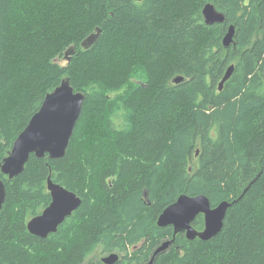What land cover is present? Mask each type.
<instances>
[{"label": "trees", "instance_id": "trees-1", "mask_svg": "<svg viewBox=\"0 0 264 264\" xmlns=\"http://www.w3.org/2000/svg\"><path fill=\"white\" fill-rule=\"evenodd\" d=\"M206 3L223 23H204ZM64 78L85 96L64 156L0 174V264H145L171 239L153 264H264V0H0V161ZM48 179L81 203L42 238L27 222ZM182 193L231 203L216 236L158 226Z\"/></svg>", "mask_w": 264, "mask_h": 264}, {"label": "water", "instance_id": "water-1", "mask_svg": "<svg viewBox=\"0 0 264 264\" xmlns=\"http://www.w3.org/2000/svg\"><path fill=\"white\" fill-rule=\"evenodd\" d=\"M141 1V0H138ZM204 23L213 25L215 23H223L225 17L222 12L218 11L212 3H206L202 9ZM100 34V28L88 35L82 42L81 46L89 48L93 45ZM235 34L233 25L228 27V30L223 37V44L228 47L232 42ZM75 51L74 46H70L65 52L64 57L68 61L70 56ZM234 66L231 64L227 67L218 84V89L221 90L225 81L229 79L233 72ZM185 78L176 76L173 78L174 83H180ZM56 97L59 101L54 105L50 98ZM82 92L74 91L70 85L68 78H64L51 92L47 93L41 103L39 109L31 116L25 128L18 134L13 142L9 153L0 161V174L6 175L9 179L19 175L24 170L25 163L29 156L33 154L38 158L48 156L50 159H57L64 156L69 140L72 136L74 126L80 115L82 104L84 101ZM55 123L58 132L55 136H48L41 133L50 124ZM23 137V139H21ZM25 146V150H22ZM15 157V163L9 165L8 160ZM47 188L51 196L50 203L37 215L30 218L27 222V228L31 234L45 238L48 234L55 232L59 224L66 217L70 216L80 205L81 199L72 191L67 190L61 185L52 182L48 179ZM54 192H66L70 194V199L65 204V210L57 217L37 223L38 217L51 206L55 197ZM5 184L0 178V209L5 200ZM190 202L183 205L186 211H177L174 205L181 201ZM231 203L227 200L221 201L215 206H211L209 199L203 194L188 195L182 193L177 199L166 206L157 218V224L160 227L172 226L174 235L184 232L188 239L198 237L201 240H208L216 236L222 226L227 209ZM202 214L204 218V227L202 230H197L192 226L195 218ZM173 239L164 240L153 252V255L145 264H153L155 256L167 250L172 244ZM119 260L117 253H111L101 258L104 264H114Z\"/></svg>", "mask_w": 264, "mask_h": 264}, {"label": "snow or ice", "instance_id": "snow-or-ice-1", "mask_svg": "<svg viewBox=\"0 0 264 264\" xmlns=\"http://www.w3.org/2000/svg\"><path fill=\"white\" fill-rule=\"evenodd\" d=\"M50 99L52 100V103L54 105L59 103L58 99L55 96ZM57 132L58 129L55 123H52L45 129L41 130L42 134L48 136H55L57 135ZM21 139H23V137ZM22 150H25V146H22ZM15 162H16L15 157L8 160L9 165ZM53 195L55 197L54 201L52 202L51 206L48 207L46 210H44L43 213L38 217L37 223L59 216L65 210L64 206L67 203V201L71 198L70 194L66 192H54ZM185 203H190V202H185L182 200L178 204L174 205V209L177 211H186L187 209L183 207Z\"/></svg>", "mask_w": 264, "mask_h": 264}, {"label": "rangeland", "instance_id": "rangeland-1", "mask_svg": "<svg viewBox=\"0 0 264 264\" xmlns=\"http://www.w3.org/2000/svg\"><path fill=\"white\" fill-rule=\"evenodd\" d=\"M64 61H65L64 59H61V62H64ZM95 255H96V256H95V257H96L95 260L98 259L97 257L106 256V255H101V256H99L98 253H96ZM87 262H88V261H87ZM87 264H89V262H88Z\"/></svg>", "mask_w": 264, "mask_h": 264}, {"label": "flooded vegetation", "instance_id": "flooded-vegetation-1", "mask_svg": "<svg viewBox=\"0 0 264 264\" xmlns=\"http://www.w3.org/2000/svg\"><path fill=\"white\" fill-rule=\"evenodd\" d=\"M153 255V254H152Z\"/></svg>", "mask_w": 264, "mask_h": 264}]
</instances>
